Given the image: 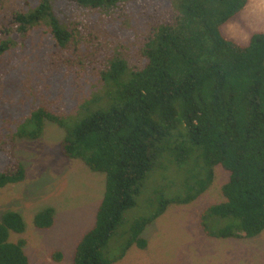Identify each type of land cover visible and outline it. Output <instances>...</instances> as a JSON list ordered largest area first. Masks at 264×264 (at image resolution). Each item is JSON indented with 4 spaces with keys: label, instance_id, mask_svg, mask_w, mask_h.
Masks as SVG:
<instances>
[{
    "label": "trees",
    "instance_id": "trees-1",
    "mask_svg": "<svg viewBox=\"0 0 264 264\" xmlns=\"http://www.w3.org/2000/svg\"><path fill=\"white\" fill-rule=\"evenodd\" d=\"M248 2L144 0L123 9L122 0H0V89L9 92L0 91V117L15 108L18 119L6 137L7 125L0 129V189L25 179L16 140H38L46 123L62 129L65 158L105 175L73 264H113L133 246L145 249V227L170 205L196 201L218 166L227 179L222 200L199 214L203 233L264 232V33L241 45L221 32ZM137 195L153 210L111 258L109 240ZM54 213L38 212L33 227L50 228ZM0 216V264H29L25 240L11 241L26 230L22 216Z\"/></svg>",
    "mask_w": 264,
    "mask_h": 264
},
{
    "label": "rangeland",
    "instance_id": "rangeland-1",
    "mask_svg": "<svg viewBox=\"0 0 264 264\" xmlns=\"http://www.w3.org/2000/svg\"><path fill=\"white\" fill-rule=\"evenodd\" d=\"M143 1L122 0L123 9L128 3L140 5ZM149 1L164 7L172 5L171 0ZM260 4V0H249L246 9L229 21L228 32L232 27L246 35L257 27L264 30V12L256 17ZM7 89L16 98L14 90ZM0 91L4 96L9 95L6 90ZM5 113L8 116L0 117V129L2 123L7 128L1 129V137L13 133L14 122L18 121L14 117L15 108L6 109ZM63 137L62 129L46 123L38 140H16L14 155L25 169V179L0 189V215L12 210L25 222V232L19 236L12 233L11 241L25 240L23 251L29 264H73L75 247L94 225L103 198L105 175L92 172L80 160L65 158L59 147ZM3 164L4 157L0 155V166ZM226 179L223 169L216 167L214 183L196 201L170 205L163 215L145 227L142 232L147 242L145 249L133 246L123 257L116 258L126 239L124 233L136 219L148 216L153 210L144 201L147 195H137L135 206L125 211L121 224L109 240L107 254L116 258L113 264H264V232L253 239H213L200 227L199 214L222 200L220 187ZM47 207L55 210L53 225L48 229L34 228V215ZM57 252L61 255L59 261L52 257Z\"/></svg>",
    "mask_w": 264,
    "mask_h": 264
},
{
    "label": "crops",
    "instance_id": "crops-1",
    "mask_svg": "<svg viewBox=\"0 0 264 264\" xmlns=\"http://www.w3.org/2000/svg\"><path fill=\"white\" fill-rule=\"evenodd\" d=\"M261 1V4H260V6H258L257 7V12H256V17H257V15L261 12H264V0H260ZM249 3V2H248ZM247 7V6H246ZM246 9V8H245ZM262 16H264V14H262ZM258 22V18H256V22H255V24ZM229 23L230 22H227L225 25H223L222 27H221V32L222 33H224L225 34V36L227 37V39L229 38L230 40H234L235 42H238V43H240V44H242V45H245V43H247L248 42V40H249V38H250V36L253 34V33H257V32H262V33H264V30H262V29H259L258 27L256 28V29H254L253 30V32L251 33V34H245L244 32H242V31H240V30H237V29H235V28H231V29H233L231 32H228V27H230L229 26ZM228 25V26H227ZM256 26H257V24H256ZM225 29H226V31H225Z\"/></svg>",
    "mask_w": 264,
    "mask_h": 264
}]
</instances>
